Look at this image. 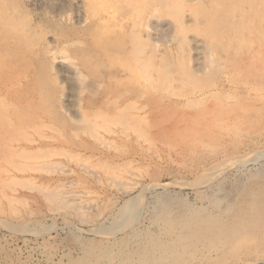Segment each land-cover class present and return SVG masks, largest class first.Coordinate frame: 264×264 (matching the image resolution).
<instances>
[{"label": "rangeland", "instance_id": "obj_1", "mask_svg": "<svg viewBox=\"0 0 264 264\" xmlns=\"http://www.w3.org/2000/svg\"><path fill=\"white\" fill-rule=\"evenodd\" d=\"M29 2L0 0V264H264V1L124 0L111 33Z\"/></svg>", "mask_w": 264, "mask_h": 264}, {"label": "bare ground", "instance_id": "obj_2", "mask_svg": "<svg viewBox=\"0 0 264 264\" xmlns=\"http://www.w3.org/2000/svg\"><path fill=\"white\" fill-rule=\"evenodd\" d=\"M20 1V0H19ZM123 1L124 0H30V2L31 3H33L34 5L36 4V3H38V4H44V5H49L50 7H53L54 9L56 8V9H59V13L57 14V16L59 17H64V16H69L70 14L71 15H73V18H74V20H75V22L78 24V25H81V24H84V23H87L88 22V20L90 19L89 17V15L91 14L92 16H93V18L95 17V19H96V21H97V23H98V25L100 26V30L102 31V32H110L111 30H110V27H111V25H114L115 26V28L117 29V32H124L125 31V29H124V26L126 25V24H124L125 22H127L126 20H123L122 18H119V17H116L115 15V13H116V10L114 9V7H115V5H117L119 2L120 3H123ZM128 4L130 3L129 1H131V0H125ZM135 1V0H134ZM137 2L135 3V2H133V3H135V5H132V8H135V10L136 9H138V8H141L142 6H144V3H143V0H136ZM261 1H264V0H261ZM29 2V3H30ZM264 4V3H263ZM43 6V5H42ZM131 6V5H130ZM140 10V9H139ZM52 11V10H51ZM97 11H98V13H97ZM58 12V11H57ZM91 12H96L97 14H93V13H91ZM127 18V20L129 19V17H126ZM137 18H138V16H137ZM64 19V18H63ZM151 17L150 16H145L144 15V17H142V21H140V23H138V24H134L135 22H134V20H133V25L132 24H130V27L129 26H127V28L130 30V29H133V28H137V27H139L138 29L139 30H143V29H145V31L147 32V31H149L148 30V28H149V24L151 23ZM69 20V19H68ZM140 20V19H139ZM62 22V21H61ZM138 25V26H137ZM151 29V28H150ZM160 29V28H159ZM127 31V30H126ZM163 31V30H162ZM111 33V32H110ZM153 34V33H152ZM151 33H147V35L148 36H150V35H152ZM178 41V40H177ZM168 42V41H167ZM206 46V45H205ZM74 48V47H73ZM46 54H47V56H48V58L49 59H52V60H56V59H58L59 57H58V55H57V53L55 52V49H52V48H49L48 50H47V52H46ZM60 60V59H59ZM216 61V60H215ZM212 63V62H211ZM210 63V64H211ZM213 63H214V61H213ZM209 64V65H210ZM70 65V64H69ZM212 66V65H211ZM215 66V65H214ZM244 66V65H243ZM76 68V67H75ZM68 69V68H67ZM59 72H60V70H59ZM75 75H76V78H77V75L78 76H80V73H78L77 71H76V73H74ZM82 76V75H81ZM80 76V77H81ZM68 77V76H67ZM75 77V76H74ZM68 79V78H67ZM75 79V78H74ZM85 79V78H84ZM63 84V83H62ZM66 85V84H65ZM87 86V85H86ZM67 89V88H66ZM87 90V89H86ZM93 90V89H92ZM90 93H92L91 91H90ZM216 95V94H215ZM110 96V95H109ZM118 97V96H117ZM224 97V96H223ZM121 97H119V98H117L118 100L120 99ZM227 99V98H226ZM2 100V99H1ZM228 100H229V98H228ZM115 101V100H114ZM117 101V100H116ZM109 102V101H108ZM1 103V102H0ZM114 103V102H113ZM117 103V102H116ZM115 103V104H116ZM114 104V105H115ZM109 105H110V103H109ZM117 105V104H116ZM132 104L130 103V105H128L127 107H129V109L133 106H131ZM226 105V104H225ZM7 106V105H6ZM108 105H106V107H107ZM131 106V107H130ZM115 107V106H114ZM126 107V108H127ZM134 107V106H133ZM124 108V107H123ZM123 109V110H125V111H127V110H129L128 108L127 109ZM132 109V108H131ZM134 109V108H133ZM119 110V109H118ZM122 109H121V112L123 111ZM83 111V110H82ZM124 111V112H125ZM136 111H141V110H136ZM85 112V111H84ZM83 112V113H84ZM90 112V111H89ZM119 112H120V110H119ZM120 112V113H121ZM124 112H122L121 114H123ZM8 114V113H7ZM98 114H101V113H98ZM124 114H127V112L126 113H124ZM88 114H86L85 116H87ZM107 115V114H106ZM138 115V114H137ZM82 116V115H81ZM119 116V115H118ZM97 117V116H96ZM99 117V116H98ZM101 117H103V116H101ZM125 119H124V118ZM123 117L121 116V118L123 119V120H126V115H123ZM131 117V119H136L137 118V116H130ZM130 117H129V120H131L130 119ZM143 117V116H142ZM92 118V117H91ZM105 118V117H104ZM115 118V117H114ZM113 118V119H114ZM120 118V117H119ZM118 118V119H119ZM102 119V118H101ZM107 119V118H106ZM116 119V118H115ZM114 119V120H115ZM117 120V119H116ZM128 120V119H127ZM136 120H138V119H136ZM98 121V120H97ZM100 121V120H99ZM119 121V120H118ZM135 120H132V122H134ZM72 122H73V120H72ZM77 122V121H76ZM94 122V121H93ZM107 122V121H106ZM121 122H123V121H121L120 120V123ZM131 122V123H132ZM137 122V121H136ZM91 123V122H90ZM89 123V124H90ZM98 123V122H97ZM103 124H104V122H102ZM119 123V122H118ZM128 123H130V121L128 122ZM140 123V121H138V124ZM88 124V123H87ZM109 124H111V123H109ZM116 124V123H115ZM127 124V122L125 121L124 122V125H126ZM141 124V123H140ZM36 125V124H35ZM117 125H119V124H117ZM70 126V125H69ZM81 126V125H80ZM84 126V125H83ZM97 126V125H96ZM43 127H44V125H43ZM87 127V126H86ZM99 127V126H98ZM233 127H235V126H233ZM40 128V127H39ZM47 128V127H46ZM84 128H85V126H84ZM94 128V127H93ZM100 128V127H99ZM231 128V127H230ZM38 129V128H37ZM37 129H36V131H37ZM49 129V128H48ZM107 129V128H106ZM138 129V131L140 132V130H139V128H137ZM137 129L135 128V133L137 132ZM233 129V128H232ZM33 130V129H32ZM39 130V129H38ZM50 130V129H49ZM215 130V129H214ZM34 131V130H33ZM54 131H56V130H54ZM96 131V130H95ZM127 131V130H126ZM126 131H120L119 132V134H121V136H127V133L128 132H126ZM134 131V130H133ZM217 131V130H216ZM58 132H59V130H58ZM98 132V131H97ZM103 132H105V130L103 131ZM116 132V131H115ZM139 132L137 133V134H139ZM240 132V131H239ZM16 133H18V132H16ZM99 133H101V131L99 132ZM105 133H107V135L108 134H114V132L112 131V130H110V129H108V130H106V132ZM104 133V134H105ZM134 133V134H135ZM232 133V132H231ZM236 133V132H235ZM24 134V133H23ZM98 134V133H97ZM104 134L102 135V136H104ZM131 134H132V132H131ZM240 134V133H239ZM28 135V134H27ZM75 136V135H74ZM129 133H128V138H129ZM134 136V135H133ZM137 137H138V135H137ZM142 136H140V138H141ZM43 138V137H42ZM99 138V137H98ZM150 138V137H149ZM135 140H137V139H135ZM97 141V140H96ZM141 141H142V139H141ZM34 142V141H33ZM110 142H111V140H110ZM138 142V141H137ZM145 143V142H144ZM150 145V144H149ZM112 147V146H111ZM14 148V147H13ZM13 150V149H12ZM50 150V149H49ZM154 151V150H153ZM151 152V151H150ZM44 153V152H43ZM154 153H156V152H154ZM35 154V153H34ZM44 155V154H43ZM87 157H88V155H87ZM12 158V157H11ZM24 158H25V156H24ZM23 159V158H22ZM26 159V158H25ZM33 159V158H32ZM37 159V158H36ZM12 160V159H11ZM35 160V159H34ZM38 161H39V159H38ZM90 161V160H89ZM11 162V161H10ZM13 162V161H12ZM11 162V163H12ZM130 162V161H129ZM1 163V162H0ZM6 163H8V162H6ZM5 163V164H6ZM124 163V162H123ZM234 163V162H233ZM9 164V163H8ZM17 165V164H16ZM90 166V165H89ZM211 167V166H210ZM14 168V167H13ZM61 168V167H60ZM218 168V167H217ZM220 168H222V167H220ZM85 169V168H84ZM83 169V170H84ZM88 169V168H87ZM86 169V170H87ZM105 170H106V168H105ZM111 170V169H110ZM58 171V170H57ZM0 172L2 173V177L4 178V177H6V178H8V177H10L11 176V171L10 170H1L0 169ZM89 172H90V170H89ZM95 172V171H94ZM105 172V171H104ZM117 172V171H116ZM123 172V171H122ZM108 173V172H107ZM113 173V172H112ZM121 173V172H120ZM124 173H126V172H124ZM134 173V172H133ZM132 173V174H133ZM97 174V173H96ZM110 174V173H109ZM116 175V174H115ZM108 176V175H107ZM123 176V175H122ZM135 176V175H134ZM137 176H138V174H137ZM133 177V176H132ZM140 177V176H139ZM5 178V179H6ZM105 178V177H104ZM111 178V177H110ZM116 178V177H115ZM121 178V177H120ZM130 178V177H129ZM134 179H135V177H134ZM4 180V179H3ZM12 180V179H11ZM111 180V179H110ZM110 180H108V181H110ZM110 182H112V181H110ZM109 183V182H108ZM121 184V183H120ZM112 185H114V184H112ZM134 185V184H133ZM11 186V185H10ZM119 186V185H118ZM1 187V186H0ZM4 187V186H3ZM66 187V186H65ZM69 188V187H68ZM62 191H63V189H61ZM118 190H120V189H118ZM69 191H70V189H69ZM72 191V190H71ZM75 193H73V192H68V190L67 191H65V195L67 196V197H69V199L70 200H73V201H75V202H79L80 203V201H81V199H82V197L84 196V192H81V193H78L76 190L74 191ZM3 193V192H2ZM87 194H88V192H86ZM62 195L61 196H64L63 195V192L61 193ZM7 195V194H6ZM88 195H90V194H88ZM6 197V196H5ZM12 197V196H11ZM10 197V198H11ZM71 197V198H70ZM86 197V196H85ZM88 197V196H87ZM7 199V198H6ZM9 199V198H8ZM12 199V198H11ZM85 199V198H84ZM70 200L68 201L69 203H70ZM8 201H10V200H8ZM164 201V200H163ZM169 201V200H168ZM172 201V200H171ZM83 203V202H82ZM78 204V205H83V204ZM135 203V202H134ZM134 203H132V204H126V206L124 207V209H123V214H125L126 216H128V217H131V216H133V214L134 215H136V211H137V207H138V203H140V201H137V203L134 205ZM12 204V203H11ZM77 204V203H76ZM75 204V205H76ZM87 204V203H86ZM62 206V205H61ZM87 206V205H86ZM81 208V207H80ZM169 208V207H168ZM90 209V208H89ZM78 210V209H77ZM139 210H141V209H139ZM11 212V211H10ZM139 212V211H138ZM166 212V211H165ZM134 217V216H133ZM132 217V218H133ZM136 217H137V215H136ZM121 219H122V217H121ZM133 220V219H132ZM188 221V220H187ZM133 222V221H132ZM165 225H166V223H165ZM179 225V224H178ZM221 226V225H220ZM182 227V226H181ZM119 229V228H118ZM115 230V231H112L111 233L110 232H108V234H107V236L108 237H110V236H112V233H113V235L115 234L114 232H118L119 230ZM171 238V237H170ZM226 249V248H225ZM163 255V254H162ZM207 260V259H206ZM161 263V262H160Z\"/></svg>", "mask_w": 264, "mask_h": 264}]
</instances>
